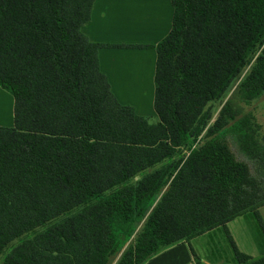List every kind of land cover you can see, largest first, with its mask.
Wrapping results in <instances>:
<instances>
[{"label":"trees","instance_id":"16d2710c","mask_svg":"<svg viewBox=\"0 0 264 264\" xmlns=\"http://www.w3.org/2000/svg\"><path fill=\"white\" fill-rule=\"evenodd\" d=\"M171 1L152 124L117 101L82 32L94 0H0V87L14 99L0 256L44 228L1 264H144L216 228L238 264H264L227 229L248 213L264 229V133L246 112L264 97V0Z\"/></svg>","mask_w":264,"mask_h":264},{"label":"crops","instance_id":"0c3cea01","mask_svg":"<svg viewBox=\"0 0 264 264\" xmlns=\"http://www.w3.org/2000/svg\"><path fill=\"white\" fill-rule=\"evenodd\" d=\"M174 13L171 0H94L90 20L82 28L92 43L101 45L99 67L117 101L152 124L159 121L154 110L157 47L170 34ZM12 104L10 123L2 126H13L14 99ZM249 215L227 224L234 242V229ZM219 229L223 228L168 247L144 264H197L196 257L204 264H216L206 257L202 244Z\"/></svg>","mask_w":264,"mask_h":264},{"label":"rangeland","instance_id":"374dc122","mask_svg":"<svg viewBox=\"0 0 264 264\" xmlns=\"http://www.w3.org/2000/svg\"><path fill=\"white\" fill-rule=\"evenodd\" d=\"M12 102V95L8 91L0 87V127H6L2 125L10 123L12 113L11 109L13 106ZM221 105L222 102L220 100L214 102L208 107L207 112L210 114L213 113L212 120L216 119ZM246 112H251L255 115L258 122L261 124L262 132L264 133V97L258 101L253 102L249 106H246ZM212 120L208 122V128L213 123ZM207 129L198 138V141H201L203 139ZM229 143L231 144V146H236L230 141ZM234 149L236 150V148ZM236 155L238 159H242L238 153ZM139 178L140 177H138L136 180H138ZM75 212H78V210H74L73 212H71V214ZM249 214H247L249 216L245 217V221H241L240 226L237 229H234V236L237 240L235 241V243L241 252L247 255H252L254 257H260V255L264 253V229L257 217L253 215V213ZM259 216L264 226V206L259 209ZM60 220L61 219H57L53 222H57ZM43 229L44 228H38L10 243L4 253L0 256V264L15 246L27 239H31L32 237H34V235L43 231ZM202 247L206 257L210 259L212 263L215 262L216 264H236V257L234 255L232 246L223 229H219L209 238H205ZM192 249H194L195 252L197 251L194 245H192Z\"/></svg>","mask_w":264,"mask_h":264}]
</instances>
